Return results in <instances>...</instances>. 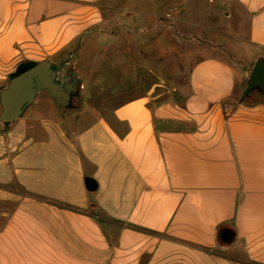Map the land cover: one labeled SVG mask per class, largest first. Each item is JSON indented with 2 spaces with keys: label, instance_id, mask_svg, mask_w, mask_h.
Here are the masks:
<instances>
[{
  "label": "crops",
  "instance_id": "0c3cea01",
  "mask_svg": "<svg viewBox=\"0 0 264 264\" xmlns=\"http://www.w3.org/2000/svg\"><path fill=\"white\" fill-rule=\"evenodd\" d=\"M107 1L0 0V90L20 64L73 65ZM218 1L233 44L189 45L185 89L80 115L40 92L0 123V264H264V102L227 103L246 73L221 53L264 60V0ZM97 227L122 248L94 250Z\"/></svg>",
  "mask_w": 264,
  "mask_h": 264
},
{
  "label": "rangeland",
  "instance_id": "374dc122",
  "mask_svg": "<svg viewBox=\"0 0 264 264\" xmlns=\"http://www.w3.org/2000/svg\"><path fill=\"white\" fill-rule=\"evenodd\" d=\"M101 4L100 12L107 22L104 21L100 33L83 37L82 49L71 63L76 75L84 81L78 96L72 100V107L57 108L45 92L40 94L57 113L80 115L111 109L137 94H146L154 84L161 87L156 95L164 97L167 91L185 89L190 67L182 61L190 52L187 47L228 45L231 41L218 0H110ZM223 52L230 57H235L233 53L237 52L236 60L231 58V61L236 70L246 73L233 99L227 103L234 108L264 102V96L257 91L241 98L256 58H251L245 48L222 50L225 55ZM103 228L93 230V249L122 248L118 231ZM106 232L109 241L106 235L104 239L101 236Z\"/></svg>",
  "mask_w": 264,
  "mask_h": 264
},
{
  "label": "water",
  "instance_id": "95a60500",
  "mask_svg": "<svg viewBox=\"0 0 264 264\" xmlns=\"http://www.w3.org/2000/svg\"><path fill=\"white\" fill-rule=\"evenodd\" d=\"M72 53L57 63L20 64L8 75L7 86L0 90V123L13 122L23 116L40 92H46L57 108L70 109L78 96L82 81L70 68ZM257 90L264 95V60L258 58L248 77L241 98ZM95 187L94 184H92ZM232 234H220L223 243L230 242Z\"/></svg>",
  "mask_w": 264,
  "mask_h": 264
},
{
  "label": "trees",
  "instance_id": "16d2710c",
  "mask_svg": "<svg viewBox=\"0 0 264 264\" xmlns=\"http://www.w3.org/2000/svg\"><path fill=\"white\" fill-rule=\"evenodd\" d=\"M27 64H29V65H33V63H27ZM254 91H257V90H254ZM251 92H253V91H251ZM251 92H250V93H251ZM257 92H259V91H257ZM250 93H249V94H250ZM259 93H260V92H259ZM249 94H248V95H249ZM260 94L263 95L262 93H260ZM248 95H247V96H248ZM263 96H264V95H263ZM92 184H93V183H92L91 181L87 180V188H88V189H91V188L93 187ZM224 231H225V230H224ZM222 232H223V231H220V234H221ZM220 241H221V240H220Z\"/></svg>",
  "mask_w": 264,
  "mask_h": 264
}]
</instances>
